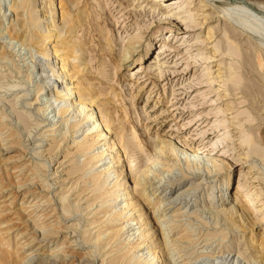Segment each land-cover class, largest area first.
<instances>
[{
	"label": "rangeland",
	"instance_id": "374dc122",
	"mask_svg": "<svg viewBox=\"0 0 264 264\" xmlns=\"http://www.w3.org/2000/svg\"><path fill=\"white\" fill-rule=\"evenodd\" d=\"M11 1L0 0V47L3 49L0 57V264H25L23 260L27 261L31 254H36V257L26 264H139L138 253L146 254L149 250L156 254L161 244L158 229L153 228L151 233L155 231L154 235L152 233L142 242L136 234L126 240V235L131 232L121 229L125 218L110 214L119 212L118 206L115 208L117 198L112 197L114 193L120 195L124 187L128 193L118 198H131L125 200L128 202L133 200L128 209L133 207L135 211L140 204L137 209L147 216L154 211L152 202L155 199L151 198L146 203L144 197L142 199L138 192L132 190L133 179L130 176L145 170L149 161L154 163L152 167L161 179H153L150 185L145 186L147 195L156 188V198L171 193L174 197L181 186L190 182L185 180L177 184L182 173L186 172L185 155L177 153L181 164L178 166L175 159L161 158L154 148L155 142L169 140L181 148L189 144L200 148L199 158L189 153L186 155L189 169H194L193 173L197 174L192 180L199 184L196 191L189 194L191 200H197L194 208L202 206L211 191L215 195L213 206H224L226 201L230 205L232 191L242 177L258 200L247 208L250 213L245 221L247 224L236 222L226 227L221 222L214 225L207 213L202 215L203 225L191 220L195 233L200 232L191 237L198 238L192 245L184 243L187 239L183 224L186 217L177 219L181 222L172 223L174 228L165 226L169 232L168 240L174 244L169 243L162 258L157 257L154 264H179L183 258L186 261L188 253H191V258L201 254L200 264H264V20L260 18L264 17V0H204L203 15H209V20L199 28L190 24L191 27L186 28L188 31H182L184 26L177 24L184 17L185 4L173 6L174 9L162 15L161 10L156 8L153 12L149 5L145 12H141L144 3L131 5L126 0H62L70 7L84 10L81 24L72 37L74 41H71L76 48L81 44L80 48L85 52L80 53L81 59L75 62L93 76L89 82L99 117L103 115L100 113L103 108L114 118L109 136L113 145V166L116 167L111 170L117 169L121 176L112 186L100 183L101 187L97 188L93 183L103 180V175L94 177L92 168L95 163L110 165V155H106L104 161L95 162L94 159L89 164L84 155L89 148H94L92 152L96 153L106 145L96 149L99 145L93 146L95 137L92 139L89 135L84 142L90 145L78 148V141H82L81 133L90 124H84L85 116H82L79 118L81 128L74 134L75 142L72 144L71 130V134L60 141L59 147H54L60 136H57V130L55 135L47 131L59 119L54 116L55 104L47 99V95L52 93L51 68L44 66L33 47L7 37L5 29L14 23L8 10ZM231 1L243 4V8H237ZM35 3L40 13L51 16L54 24H59L57 10L48 9L47 0H35ZM258 9L261 14L256 13ZM203 15H190L189 20L194 22L195 17L198 21ZM174 17L178 19L174 21ZM123 19L130 25L123 27ZM207 28H213L215 31L211 32L216 33L210 42L201 45L204 50H189L192 55L202 53L205 56L203 53H207L210 58L206 63L197 65L198 55L194 56L196 62L186 63L190 58L188 54L182 58L183 45L178 49L173 41L165 45L176 51L173 59H178V68H170L173 62L165 63L166 60L151 64L161 49H158L157 42H165L168 32L175 33L179 43L185 41L194 45L200 37H205ZM147 41H150L151 51L145 54ZM129 54V61L122 62V58ZM186 64L195 66L184 70ZM205 66L211 70L215 66L220 67V78L214 80L215 85L206 86ZM158 71L163 74L183 72L184 75L155 77ZM145 72L152 74L143 78ZM215 74L210 73L209 76ZM145 78L147 80L141 81ZM176 88L185 90L172 93ZM176 93L180 95L174 96ZM106 100L108 102L102 104ZM174 106L177 110L170 111ZM182 110L178 123L176 118L179 115L176 113ZM216 111L221 113L216 114ZM221 117L226 119L224 126L227 128L211 133L221 127L218 125L222 122ZM103 120L105 122L106 119ZM120 132L128 158L120 153L123 143L121 145L117 140L119 136H115ZM225 132L229 138L221 140L219 136ZM221 157L223 159L220 160ZM164 165L170 170L163 171ZM167 182L171 183L170 187ZM230 191V194L220 196ZM237 198L235 208L237 206L239 211L238 205L246 197L238 194ZM179 200L171 204L169 213H175L183 205ZM112 216L115 220L105 221ZM154 217L158 220V214ZM205 233L213 236L205 237ZM141 244L143 247L140 248ZM149 244L151 247H147ZM177 246L182 248V257H178L181 254H177ZM62 253L64 257L59 256ZM228 254L233 259L241 255L231 263L229 258H223ZM150 258H145L146 264L151 263ZM168 259H171L170 263Z\"/></svg>",
	"mask_w": 264,
	"mask_h": 264
},
{
	"label": "bare ground",
	"instance_id": "6f19581e",
	"mask_svg": "<svg viewBox=\"0 0 264 264\" xmlns=\"http://www.w3.org/2000/svg\"><path fill=\"white\" fill-rule=\"evenodd\" d=\"M203 1L204 0H177V1H175V0H126V2L131 4V5H135V4L141 5L142 3H144L145 5H144V8H142V10H140L141 12H145V7L149 5L148 6L149 8H153V10H152L153 12L155 11L156 8L161 10L162 15L165 13H168L171 9H174L175 7H173V6H178L180 4L187 5L184 8V11L182 12V13H184V17H181V19L177 22V24L180 25V27L183 28V26H184V29L181 28L182 31H188L186 28L191 27L190 24H194V26H198V28H199L201 25L206 23L207 20H209V18H210L209 15H207V14L203 15V13L205 11V9L203 10V8H204ZM47 4H48V9L53 8V10H55L54 8H56L57 13H58V20H59V24H60L59 27H58L59 24L58 25L54 24L53 20L51 19V16L46 17V15H44V13L42 14V12L41 13L39 12L40 9L36 5L35 0H13V1H11L10 5H9L8 10L10 12V15L13 16V22L14 23L12 25L8 26L6 29L5 28H3V29H5V33L9 39H13L15 41H20V43H24V44L28 45L30 48L33 47L35 49V52H37L38 56L39 55L41 56V58H42L41 60L43 61L44 66L46 65L47 68H51L50 77H52V83L50 84V86L52 88V93H49L47 95L48 96L47 99H49V102H52L51 104H55V106L53 108L55 110L54 116L57 115L59 119L56 120V122L54 124L50 125L48 127L47 131L54 133L57 130V136H60L59 139L56 141L57 144H55L54 147L55 148L59 147L60 143L63 140H65L66 136L68 134H71L70 133L71 130H72V136L71 137L73 138L72 139V144H73L75 142V137H76L74 134L79 131V128H81V126H80L81 123H80L79 118L82 116H85V119L83 121L84 124H86V123H90V124L84 131H82V133H81V134H83L82 139H81L82 141L80 140L81 141L80 143L78 141V144H77L78 148L80 149L79 146L85 147V146L90 145V144L85 145V144L89 143V142L85 143L86 142L85 140L89 135H91L92 139L94 137L96 138V136H97L96 139L95 138L93 139V142L91 141L92 143H94L93 146H95L96 144L99 145L96 149H98L101 146L104 147L106 145L104 149L101 148L100 152L97 151L96 153L92 152V150L94 148L91 149V148H89L91 146H89L88 148L90 150H88V148H86L88 150V152L84 156H86L85 161L88 162V164H89L94 159L96 160L95 162L104 161L105 156L110 155V157H108L110 159L108 162L110 165H108L105 162L100 164V165H96V163H95V165L92 168L93 169L92 172L94 174V177L97 176V177L101 178L100 176L103 175V180L101 179L102 182L100 180L99 181L97 180V182L93 183L95 188H97L96 186H100L101 185L100 183H103V184L109 183L112 186L114 183L119 181L120 176H121V173L118 172L117 169L111 170V168L116 167V166H113L114 162H113V159L111 156V154H112L111 147L113 145L111 146V142H110L111 136H109V133L111 130V124L113 123L114 118L111 116L110 113H108L107 111H104L102 108L103 111L100 110L101 112L100 111L99 112L101 113V115L103 114L102 117H104L106 119L104 122V120H103L104 118H102L101 116L99 117L97 111H95L94 105H96L95 103L97 101H96V98H94L95 96L93 97V95L91 93V90H92L91 86L92 85H90V82H89L90 80L93 79V76L90 75V73L86 72L83 67H80V64H77V62H75L76 60L79 61L81 59L80 57L82 54L80 55V53H82V52L84 53L85 51L84 50L82 51V49L80 48V47H82L81 44H79L80 46H77L79 48H76L74 43H72V41H71V40H73L72 37H74V35H76L75 33H76L77 26L79 24H81L80 21L84 15V10H79V9H75L73 7H70L69 5L64 3L62 0H47ZM232 4L234 6H236L237 8L238 7L243 8V4H241V3L235 4L234 2H232ZM190 6H191V8H190ZM192 7H195V8L192 9ZM253 8H254V6H253ZM195 10H198L199 12H195ZM123 13H127V12H123ZM196 13L203 15L202 18L200 20L196 21V18L194 17L195 21L194 22L190 21L189 20L190 15L193 17ZM256 13L261 14L259 9H258V12H256ZM173 15L175 16L177 14H173ZM171 17H173V16H171ZM260 18H261V21L264 20V17H260ZM177 19L178 18L174 17V21H176ZM184 21H186V22H184ZM122 22H124L123 27H125V25H130L129 21L126 19H123ZM61 28H62V30H61ZM211 30H214V29L213 28H207L205 37L204 38L200 37L196 41V43L197 42L198 43L194 44V45H188L185 43V41H182L181 43H179V39L177 38V35L175 33L168 32L169 34H167L168 36H167L165 42H163V41L157 42L159 44L158 49L161 48L160 49L161 51L160 50L157 51V54L153 58L154 62H152L151 64L155 65V63L156 64L160 63L161 60H166L165 63H167L168 61H169V63L173 62V65L170 68H173V69L178 68V65H179L178 59H175V60L173 59L174 53L176 51L172 50L171 47H169L168 45H165V43L168 44V43H171L173 41H174V43H177L178 49L181 45H183V47L181 48V50L184 52L182 54V58L187 54H188V57L190 58L188 61H186V63L196 62L197 59L194 58L195 55L199 56V58H198L199 62L197 63V65H201V64L206 63V60L208 58H210L207 55V53H203V54H205L206 57L204 55H202V53L192 55L189 50H191L192 52L193 51H196V52L200 51L201 52L202 50H204L203 46H201V45L203 44L205 46L208 41L210 42L212 35L216 33V32H214L215 30L212 32H211ZM130 39L128 41L129 44H131ZM77 45H78V43H77ZM150 45H151L150 41H147L145 44V48H144L145 54H147L149 51H151ZM216 50H218V48ZM2 55H3V49H2V47H0V57H2ZM129 57H130V54L128 55V57H123L121 61L127 62V61H129L128 59H130ZM194 66L189 67L186 64L184 70H186V69L191 70L192 69L191 67H194ZM158 67H160V66H158ZM157 69H159V68H157ZM204 69L206 70V72L204 74L207 76L206 78H204V80H206L208 82L206 84V86L209 87L210 84L215 85L214 80L215 79L218 80L220 78V71H221L220 67L215 66L211 70V67L205 66ZM155 70L156 69H154L153 71H155ZM214 72H216V74L214 76H209L210 73H214ZM140 73H143V72H140ZM161 73L162 72L158 71V73L156 74L157 76H155V77H161V76L163 77L164 76L163 78H165V76H169L171 78V77H174V75H182V74L184 75L183 72H176V73H174V72L165 73L164 72V74L163 73L161 74ZM144 74L145 75L143 76V78L147 75L152 74V73L151 72H148V73L145 72ZM204 74H202V75H204ZM45 78L48 79L49 77L46 76ZM48 80H49V82H51L50 79H48ZM145 80H147V79L145 78L141 81H145ZM85 82H87V83H85ZM189 88H192V86H190ZM182 89L184 92L185 88H176L175 90H172V93L174 91H178V90L180 91ZM178 95H180V93L174 94V96H178ZM183 96L184 95H182V97ZM220 97L221 96H219L218 98H220ZM148 99H149V97L146 98V100H148ZM178 100L179 99H176V101H178ZM106 102H108V100L102 101V104H105ZM175 110H177V108L174 106V107H172V109L170 111L173 112ZM182 113H183V110H182V112L179 111L176 113L177 115H179V117L176 118L177 120L181 117ZM217 113H221V111H216V114ZM199 119L200 118H198V120ZM221 121L222 122L220 124H218L221 127H219L217 130H215L211 133L218 132L222 129L227 128L226 126H224L226 119L224 117H221ZM179 122L180 121L178 120V123ZM62 127H63V129H62ZM117 127H119V126H117ZM216 127H217V125H216ZM119 131H120V129H119ZM208 134H209V132H208ZM54 135H55V133H54ZM116 135L119 136L118 137L119 139H117V140L122 145V143H123L122 138L123 137L121 135V132H120V134L119 133L115 134V136ZM219 137L222 138L221 140H227L229 138V137H226V132H225V134L222 133ZM124 145H125V142L123 143L122 147H120V153H121L122 157L128 158L129 155L127 154V151L125 148L126 145L125 146ZM153 145H154V148L157 149L156 151L161 156V158H163L165 160L175 159L177 161L178 166L180 164L178 156H180L181 154H182V156L185 155L184 160H185V164H186V169H185L186 172L182 173V177L179 178V180H178L179 182H177V184H181L185 180L190 181V182L184 186H181L179 188L180 190L178 189L179 190L178 194L175 195L174 197H172V195H171L172 193H171L168 196H165V197L160 196V197L156 198L157 197L156 191H155L156 188H153V190L151 189L152 192H150V195L149 194L147 195V190H146L145 186L148 184L150 185L151 182L153 181V179H156V178H157V180L161 179V177L159 176V173L156 170H154L152 167L154 163L151 161L148 162V160H147L148 165L146 166L145 170L140 171L138 174L135 173L136 175H133V176L130 175V176L133 179L132 188H134V189H132V190L133 191L135 190V192H138L139 195H141L142 199L144 197L143 200H145L146 203H149L151 198L155 199L152 202L154 211L149 213L150 215L147 216L145 214V212H143L141 209H139V210L137 209V206L140 204H138V205L136 204L137 206L135 205L136 206L135 211H133L134 210L133 207L128 209L131 205L130 201H133V200H130L129 202L125 201V200L131 199V198H126V197L121 198L122 201H121V203H119V201L121 199H119L118 197L120 195H125L128 193L127 191H125L126 187L122 188L123 192L120 193V195L119 194L116 195L114 193L115 196L112 198H115V199L117 198L116 199L117 203H116L115 208L118 206L119 212L114 213L112 211V213H114V214H110V215H113V216L116 215L117 218H118V216L125 218V219H123L125 222H124V225L122 226L121 229L124 230L126 233L131 232L130 234L128 233V235H126V237H125L126 240H128L132 235L136 234L137 239H140L139 242H142V241L150 238L152 233L154 235L155 231H153L151 233L153 228H155V230L156 229L159 230L158 232H159L160 238H161L159 243H161V244L158 243L159 244L158 245V252L155 254V252H150L148 250V251H146V254H147L146 255L142 252L139 254L137 251H135V253L136 252L138 253L136 256H137V259H139L138 260L139 264L140 263L146 264L145 258H147V257L148 258L151 257L150 258V261H151L150 264H154V262H156L157 257H158V259L162 258V254L165 253L167 248H168V247L166 248V246H170L169 245L170 241L168 240L169 232H168V230H166L164 228H165V226L168 227L169 229H171L172 227L174 228L175 226H173L172 223L181 222V220L180 221L177 220V219H180L181 217L187 218V220H185L186 223L185 222L183 223V224H185L186 231L185 230L184 231L186 232V236H187L186 237L187 239L185 240L184 243H188L190 245L195 244L198 241V238H194V237L191 238V237L197 236L200 234V232L195 233V229L193 227L191 220L194 219L199 224L203 225L205 222L203 221L202 215H204L205 213L209 214V216L213 220L214 225H217L221 222L225 226L226 225L229 226L230 223L236 224V222H239L241 224L242 223L244 224L247 222V215L250 214L249 209H247V208L249 205L254 204V202L258 200V197L254 195V193L252 192V187L250 188L247 181L243 180V177L238 179L236 186H235V189H234V191H232L231 200L228 202V203H231L230 205L227 204V201H226L224 206H221V207L213 206L212 201H213V198L215 197V195L211 191L209 194H207V199H206V201L203 202V205L194 208L195 204L197 203V200L195 198L191 200V198L189 197L190 196L189 194L195 192L196 188L199 187V184H195L192 180L194 177H196L197 174L193 173L194 169H192V168H191V170L189 169L190 163H189V159L187 158L186 155H187V153H189L192 157H198L199 158L201 155L200 148L199 147L194 148L190 144L184 148H181L178 145L173 144L170 140L169 141L155 142V144H153ZM53 148H52V150H54ZM86 149H85V151H86ZM82 150L84 151V148H82ZM82 150H81V152H82ZM177 153H180V155ZM141 156L143 157L144 154ZM220 156L223 157V155H220ZM222 157L220 158V160L223 159ZM198 158H195V159H198ZM148 159L150 160V158H148ZM71 164H73V163L70 162V165ZM106 164H107V166H106ZM241 164H244V163H241ZM76 165H78V164H76ZM104 166H106V167H104ZM164 166H165L164 167L165 169L163 171H169L170 170L167 165H164ZM99 167H102V168L99 169ZM73 168H76L75 164H73ZM70 170H72V169H70ZM206 172L209 174V170H206ZM96 179H98V178H96ZM96 179H95V181H96ZM215 182L216 181H214V183ZM226 182H227V180H226ZM103 184H102V186H103ZM167 184L170 187L171 183L167 182ZM155 187H157V186H155ZM244 191H246V193H243ZM230 193H231V191L227 192V193L223 192L220 194V196L225 195V194H230ZM238 194H242L246 197V199L241 200L242 203H239L240 204V205H238L240 207V208L238 207L239 211L236 210L237 206L235 208V204H236L235 201L238 199L237 198ZM249 196H250V198H249ZM186 198H189V199L185 200ZM176 199H178V200L180 199L179 203L180 204L182 203L183 205L180 206L175 211V213L174 212L169 213L170 210L172 209L171 204L174 201H176ZM113 200L114 199H112V201ZM139 202H140V200H138V203ZM135 203H137V202H135ZM189 203H190V205H189ZM167 209H168V211H166ZM105 213H107V210ZM157 214H158V220L154 217ZM46 215L47 214H44L43 216L46 217ZM113 216L110 218H106L105 221L107 222V220H108V222H109L110 219L113 220L115 218ZM235 217L237 218L236 221H235ZM112 222H114V221H112ZM228 226H226V227H228ZM42 227H45L44 224ZM53 228H51V229H53ZM113 232L115 233V230L114 231L111 230V233H113ZM181 233H183V232H181ZM203 236L212 237L213 235L210 233H205V234H203ZM42 237H45V236L42 235ZM173 240L174 239H172V241ZM167 241H169V242H167ZM175 242H176V240H175ZM170 244H172V242ZM141 247H143L142 244H141L140 248ZM147 247H151V244H149V246H147ZM132 248L134 249V245L132 246ZM175 249L178 250L177 254H181L180 253L182 251L181 246H179V247L177 246V247H175ZM183 255L184 254H181L178 257H182ZM188 255L189 256L187 257L186 261L183 258L182 260H184V261H182L179 264H200L199 259L201 260V258H202L201 254H197L194 258H191V256H190L191 253H188ZM238 255L240 256L241 254H238ZM59 256L64 257V254L63 253L59 254ZM239 256H237L233 259L232 258L233 256L228 254L226 256H223V258L224 259L229 258V260H231V263H232V261L234 262ZM35 257H36V254L35 255L31 254L27 258L28 259L27 261L26 260H23V261L26 264V262L31 261ZM221 257H222V255H221ZM214 258L215 257H213V259ZM218 258H220V256ZM122 259H124V258L122 257ZM132 259H134V258H132ZM216 259H217V257H216ZM168 260H169L168 262L170 263L171 259H168ZM218 260L219 259H217V261ZM117 261H119V260H117ZM128 261H130V259ZM135 262H133V263H135ZM263 263H264V261H263ZM101 264H102V262H101ZM126 264H128V263H126Z\"/></svg>",
	"mask_w": 264,
	"mask_h": 264
}]
</instances>
